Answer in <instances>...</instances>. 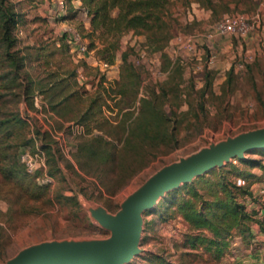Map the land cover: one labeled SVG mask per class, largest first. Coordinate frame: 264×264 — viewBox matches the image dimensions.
<instances>
[{
    "label": "rangeland",
    "instance_id": "rangeland-1",
    "mask_svg": "<svg viewBox=\"0 0 264 264\" xmlns=\"http://www.w3.org/2000/svg\"><path fill=\"white\" fill-rule=\"evenodd\" d=\"M7 3L19 13V24L12 49L0 41V119L18 115L23 121L11 126L9 136L0 133V264L35 244L109 239L110 218L158 171L264 129V0L219 1L216 13L200 0H174L172 37L165 48H148L144 36L127 32L109 66L98 53L101 40L96 37L91 44L82 0ZM236 12L250 16L249 34L217 32L218 22ZM76 33L89 44L85 56L72 50L70 38ZM92 49L96 62L89 63L84 59ZM125 50L129 58L124 62ZM9 52L22 57L19 71ZM69 85L76 106L66 115L73 122L65 124L60 109L44 125L29 111L32 91H60L62 97ZM153 109L161 110L163 119ZM37 143L47 148L51 184L38 183L20 161L21 148ZM261 148L221 166L235 162L252 173L230 177L250 187L253 195L239 198L262 216L264 170L241 162L262 158ZM165 194L142 211L140 252L124 264H156L155 253L177 264H242L241 257L256 249L264 253V226L258 222L252 244L235 234L221 258L186 245V234L195 227L175 205L160 216L156 209Z\"/></svg>",
    "mask_w": 264,
    "mask_h": 264
},
{
    "label": "trees",
    "instance_id": "trees-1",
    "mask_svg": "<svg viewBox=\"0 0 264 264\" xmlns=\"http://www.w3.org/2000/svg\"><path fill=\"white\" fill-rule=\"evenodd\" d=\"M173 1L82 0V6L90 16L91 27L88 35L92 38V46H95L96 37L99 38L103 45L98 48V53L102 59L114 63L121 47L122 36L127 32H133L135 35L145 37V46L148 48L163 50L172 37ZM200 1L201 5L216 13L219 1L231 4L233 1L239 3L243 0H204L206 3ZM18 22L19 13L15 11L14 6L8 4L7 0H0L2 30L0 41L6 42L9 49L17 43L13 33ZM8 55L19 71L23 64L22 57L13 52H9ZM121 56L125 62L129 58V52L125 50ZM153 114L163 119L161 110L157 113L153 109ZM22 121L23 119L18 115L0 119V133L9 136L11 126ZM44 147L46 148L45 145ZM259 151L263 154L262 158L248 157L241 159V162L248 166H261L264 170V148ZM49 172L54 174L51 170ZM26 173L36 179L27 169ZM232 173L244 177L252 174L240 168L235 162L215 167L197 176L193 181L184 182L168 191L156 209L160 216L164 217L169 207L175 205L176 210L183 213L186 220L195 227L194 231L186 234L185 244L191 247L201 246L216 258H221L227 253L231 238L235 234L242 236L245 243L252 244L255 237L254 222H258L262 228L264 226V215H256L255 211H249L246 203L239 198L241 194L253 195L252 190L249 186L241 185L231 179ZM153 259L156 264H177L161 253L153 254Z\"/></svg>",
    "mask_w": 264,
    "mask_h": 264
},
{
    "label": "water",
    "instance_id": "water-1",
    "mask_svg": "<svg viewBox=\"0 0 264 264\" xmlns=\"http://www.w3.org/2000/svg\"><path fill=\"white\" fill-rule=\"evenodd\" d=\"M260 147H264V129L245 133L184 162L164 167L127 198L116 217L110 218L113 233L109 239L35 244L23 249L6 264H124L140 252L142 211L146 207L154 205L166 191L221 166L225 160L242 157L245 151Z\"/></svg>",
    "mask_w": 264,
    "mask_h": 264
},
{
    "label": "built area",
    "instance_id": "built-area-1",
    "mask_svg": "<svg viewBox=\"0 0 264 264\" xmlns=\"http://www.w3.org/2000/svg\"><path fill=\"white\" fill-rule=\"evenodd\" d=\"M250 19V16L244 12L228 13L218 22L216 31L232 33L245 38L253 27ZM190 41L187 46L192 48L193 45ZM70 44L72 50H76L80 56H85L90 51L89 44L80 33H76L70 38ZM103 64L105 66L110 65L107 61ZM19 158L26 169L35 175L38 183L51 184L54 181V177L48 172L47 149L42 144L37 143L36 147L24 145L21 148Z\"/></svg>",
    "mask_w": 264,
    "mask_h": 264
},
{
    "label": "crops",
    "instance_id": "crops-1",
    "mask_svg": "<svg viewBox=\"0 0 264 264\" xmlns=\"http://www.w3.org/2000/svg\"><path fill=\"white\" fill-rule=\"evenodd\" d=\"M87 25H88V27L90 26V21L87 22ZM93 52H94V50L92 49L90 54L88 55V57L84 60H87V62H89V63L90 62L91 63L96 62L94 60V59H96L95 56L91 55V54H93ZM91 59H92V61H91ZM111 71L112 70H110L109 72H111ZM80 80H81V78H80ZM53 85L54 84H51V86H53ZM89 86H90V84L87 83L86 87H89ZM68 87L69 88L66 91L63 90L65 95H62V97L60 96L61 95L60 91H58V93L53 91L52 93H50V95H49V91L44 92L43 94H38L37 90H35V93L32 91V93L29 95L30 99H29L28 103H30L32 105L33 109L29 108V111L31 113H35L36 118H38V120L41 123H43L44 125H47L48 121H51V119L49 118L51 116V114H54L56 112H57L56 114H58V112H59L58 110H60V109L63 110L64 116L67 117V118H65L64 123L66 124V123L73 122L72 120H70L71 117H69V115H66V113H70V111H72L75 108V106H76V101H75L76 95L73 93V91H71L70 85ZM52 97H53V99H52ZM28 103H26V104H28ZM29 106L30 105L28 104V107ZM255 231H257V229H255ZM240 260H243L242 264H264V253L262 251V248L256 249L255 252H250V254H248L247 256L241 257Z\"/></svg>",
    "mask_w": 264,
    "mask_h": 264
}]
</instances>
